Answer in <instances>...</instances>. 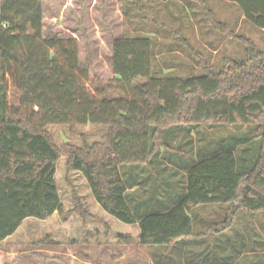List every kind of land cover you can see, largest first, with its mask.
Masks as SVG:
<instances>
[{
    "label": "trees",
    "instance_id": "trees-1",
    "mask_svg": "<svg viewBox=\"0 0 264 264\" xmlns=\"http://www.w3.org/2000/svg\"><path fill=\"white\" fill-rule=\"evenodd\" d=\"M46 1L57 0H0V245L27 219L47 221L63 213L56 174L64 155L69 171L84 176L103 211L139 227L144 247L169 251L200 237L192 213L201 206L227 205L234 213L237 205L248 214L264 213V52L242 39L245 59H230L218 72L205 66L209 71L199 76L155 77L153 38L124 36L112 42L114 77L106 83L123 97L107 99V89L90 90L99 80L81 63L78 40L45 35ZM183 1L200 6L213 30L233 37L206 0ZM226 1L264 31V0ZM178 39L194 55L188 39ZM218 124L256 127L262 143L253 169L239 173L233 150L201 154L185 167L183 189L171 184L173 205L147 214L139 167L155 169L173 129L191 135ZM87 125L108 127L102 143L87 152L60 150L47 131ZM76 210L86 218L80 206Z\"/></svg>",
    "mask_w": 264,
    "mask_h": 264
},
{
    "label": "rangeland",
    "instance_id": "rangeland-1",
    "mask_svg": "<svg viewBox=\"0 0 264 264\" xmlns=\"http://www.w3.org/2000/svg\"><path fill=\"white\" fill-rule=\"evenodd\" d=\"M219 1L226 6L215 0L207 3L217 21L229 24L233 37L213 30L202 8L191 4L181 6L183 0L46 1L43 26L46 36L78 40L81 63L90 65L99 80L96 86H90L95 93L97 89H107L106 83L113 79L112 42L124 36L153 38L155 77L165 74L183 78L199 76L209 71L205 66L218 72L230 59H245L244 39L264 52V31L247 21L237 30L240 8ZM178 36L188 39L194 55L179 42ZM119 97L123 94L107 89L105 98ZM17 98L14 94L15 104ZM255 128L254 125L218 124L202 126L191 135L185 131L188 129H173L163 140L167 149L163 158L154 162L155 169L139 167L145 183L144 198L157 194L166 195L172 201L173 196L166 189L176 185L180 192L185 184L182 177L185 167L194 159L198 161L201 154L233 150L239 173H249L259 157L262 143V136ZM47 131L60 150L70 147L87 152L102 143L108 127L51 126ZM126 170L120 169L122 174ZM173 173L179 175L171 177ZM56 183L64 205L63 213L47 221L27 219L15 238L0 245V264L181 263L182 252L178 247L169 251L165 247H144L139 243L138 227L126 225L103 211L84 176L69 171L65 155L57 165ZM77 206L85 211V219L78 214ZM229 208L227 205H205L193 211L194 232L205 237L198 244L201 260L206 262V258L211 257L212 264H264V213L248 214L237 205L236 212L232 213ZM206 229L214 230L213 241ZM51 251L63 255H52Z\"/></svg>",
    "mask_w": 264,
    "mask_h": 264
},
{
    "label": "crops",
    "instance_id": "crops-1",
    "mask_svg": "<svg viewBox=\"0 0 264 264\" xmlns=\"http://www.w3.org/2000/svg\"><path fill=\"white\" fill-rule=\"evenodd\" d=\"M206 1L208 2V0H206ZM222 1L225 4L228 3L227 6L235 5L234 3L226 1V0H222ZM215 2H220V1L219 0H215ZM220 3H221L222 6H226L222 2H220ZM181 6H187V3L183 2V3H181ZM212 13H215V12L212 11ZM238 20H239V26L237 27V30L241 29V27H243L244 23L246 22L245 19H244V16L242 15V12L239 13ZM219 22L229 26V24L226 23V22H223V21H219ZM169 166L171 167V165H169ZM176 174H178V173H176ZM166 192L168 194H174V188H171V190L167 189ZM139 200H141V199H139ZM146 201H147V207H148V209L146 210L147 214L157 213V212H159V213L164 212L171 205H173V201H171L166 195H164L163 197L157 196V194H155L154 196H148L146 198ZM131 227H134V226H131ZM136 227H138V226L136 225ZM208 230L209 229H206V234L209 235L211 237V241H213L214 239L212 238V235L214 233V230H211V231H208ZM215 230L217 231V229H215ZM196 235H200V237L194 238V239L190 240L189 242H184V243L179 244L178 249L181 250V252H182L181 258H180V260H182V261H181L180 264H202V263L203 264H212V262H211L212 258L211 257L206 258V262H204V260H201V254L198 251V249H199L198 248V244L202 243V241L205 240V237H204L203 234H196ZM14 236L15 235H13L12 237L8 238L4 243H6L7 241H9V240H11V239L16 237V236L15 237ZM139 243H140V240H139ZM36 248H38V247H36ZM32 252L36 253L34 251H31V253ZM51 253H52V255H57V256L63 255V254H59L58 252H55V251H51ZM164 257L165 256H163V258Z\"/></svg>",
    "mask_w": 264,
    "mask_h": 264
}]
</instances>
